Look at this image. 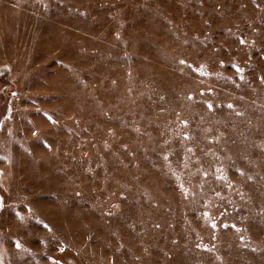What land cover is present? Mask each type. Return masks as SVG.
Masks as SVG:
<instances>
[{"label": "rangeland", "instance_id": "rangeland-1", "mask_svg": "<svg viewBox=\"0 0 264 264\" xmlns=\"http://www.w3.org/2000/svg\"><path fill=\"white\" fill-rule=\"evenodd\" d=\"M0 264H264V0H0Z\"/></svg>", "mask_w": 264, "mask_h": 264}]
</instances>
